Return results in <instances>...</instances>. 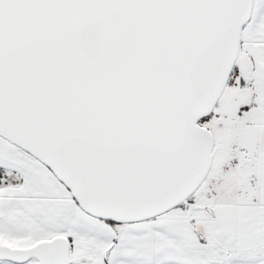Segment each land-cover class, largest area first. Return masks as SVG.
<instances>
[{"label":"snow or ice","instance_id":"snow-or-ice-1","mask_svg":"<svg viewBox=\"0 0 264 264\" xmlns=\"http://www.w3.org/2000/svg\"><path fill=\"white\" fill-rule=\"evenodd\" d=\"M0 264H264V0H0Z\"/></svg>","mask_w":264,"mask_h":264}]
</instances>
